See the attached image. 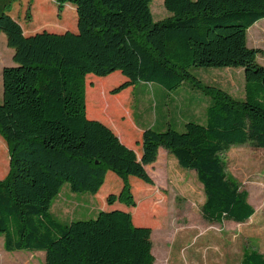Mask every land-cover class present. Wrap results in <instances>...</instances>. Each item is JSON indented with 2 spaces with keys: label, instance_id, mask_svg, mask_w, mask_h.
Segmentation results:
<instances>
[{
  "label": "trees",
  "instance_id": "1",
  "mask_svg": "<svg viewBox=\"0 0 264 264\" xmlns=\"http://www.w3.org/2000/svg\"><path fill=\"white\" fill-rule=\"evenodd\" d=\"M22 0H0V33L14 49L4 66L0 134L9 149V170L0 179V235L6 251H44L45 264H154L152 228L125 207L100 210L95 218L61 222L51 214L65 182L73 192L97 194L107 173L123 181L106 197L136 206L130 177L155 184L146 165L164 147L203 184V216L209 222H246L254 213L249 192L228 172L225 154L233 146L264 148V49L248 45V30L264 18V0H164L170 15L155 21L152 0H56L77 11V30L26 34L12 15ZM32 2V0H30ZM198 67H242L245 94L204 82ZM115 71L127 80L116 94L138 82L174 91L190 82L212 100L203 124L185 130L150 127L142 155L114 130L87 114L89 75ZM105 79V78H104ZM90 112L101 98L90 91ZM90 113V114H91ZM0 145V177L6 164ZM240 264H264V254L246 251Z\"/></svg>",
  "mask_w": 264,
  "mask_h": 264
},
{
  "label": "rangeland",
  "instance_id": "2",
  "mask_svg": "<svg viewBox=\"0 0 264 264\" xmlns=\"http://www.w3.org/2000/svg\"><path fill=\"white\" fill-rule=\"evenodd\" d=\"M151 9L155 21L170 15L164 0H152ZM12 15L21 22L26 34L44 29L57 32L77 30L76 7L70 3L66 4L59 15L56 0H22L15 4ZM248 45L264 49V18L249 28ZM13 54L14 49L7 45L6 35L1 32L0 103L3 101L2 69L15 64ZM257 59L264 65V54H259ZM192 72L205 82L229 91L236 98L244 97L245 73L242 67H198ZM107 77L89 75L87 84L91 90L109 85L115 87L124 78L120 71ZM196 92L201 94L190 82L174 91H168L156 83L151 85L138 82L131 100L133 117L137 123H151L157 130L165 129L162 128L163 124L168 125L170 121L173 128L182 132L186 122L173 110L174 101H177V96H188ZM125 93L122 94L124 97L127 96ZM109 95L113 99L116 96L111 92ZM113 99L107 98L113 105L112 109H121ZM90 113L88 102L87 114ZM0 145L4 146L6 158L4 173L0 177L2 179L9 170L10 156L8 145L1 134ZM225 159L228 172L249 192L248 199L255 208L254 215L243 223L227 219L221 223L206 220L202 212L205 193L196 170L182 168L176 157L168 151L161 153V169L160 166L153 169L149 166L156 184L151 185L138 177H130L136 206H128L119 201L112 205L106 202V197L110 193L118 194L123 185L122 179L109 171L97 194L89 191L73 192L69 182H65L54 198L50 211L57 220L70 222L95 218L100 210H110L122 204L132 213L133 221L135 215H142L144 221L140 224L134 221L136 225L152 228L153 253L156 257L154 264H240L246 251L255 249L264 254V148L251 144L233 146L225 154ZM141 183L149 188H143ZM3 241L4 237L0 235V264H45L44 251L9 252L4 249Z\"/></svg>",
  "mask_w": 264,
  "mask_h": 264
},
{
  "label": "crops",
  "instance_id": "3",
  "mask_svg": "<svg viewBox=\"0 0 264 264\" xmlns=\"http://www.w3.org/2000/svg\"><path fill=\"white\" fill-rule=\"evenodd\" d=\"M105 78H108V77L106 76ZM120 80H122L123 82L127 80V78L124 76V78H121ZM202 80L205 82L204 79ZM87 83H88V80H87ZM145 84H148V83H145ZM90 85H93V84L90 83ZM112 88L114 87H111V85H109L108 87L103 86L102 89L91 90L89 87V84H87V87H86L87 109H88V97H89L90 91H94L95 94L101 98V105L100 107L97 106L98 111L96 115H93V113H91L88 115V117L91 119L100 120L101 122L111 127L114 130V132L119 136L121 141L125 143L128 147L133 148L136 151L138 157L141 158L142 135L146 129L150 127H154V126L151 123H140L139 124L135 121L133 117V111H131V100L133 99L132 96L136 90V84L130 85L127 88L120 91L119 93H116L115 94L116 96L114 97V99L111 98L109 95L110 93L109 89L111 90ZM160 91L161 92L163 91V93H166L164 90H160ZM124 92H126L125 94H127L126 97L122 95ZM203 95L202 93L200 94L199 92H196L195 94H191L188 96H177L178 98H177V101H174L173 110H175V112L178 113V115L183 117L185 122L189 120H195V121L205 120V122L199 121L205 124L207 120V109L212 104V100L211 98L205 97V95L204 96ZM185 97L186 98L188 97V99H185ZM107 98L111 100L112 99L115 100L121 106V109L120 108L112 109L113 105L111 104V102L109 103L107 101ZM169 125H172L170 121L168 122V125L163 124L162 128H167V126ZM167 151L168 150L165 149L164 147H160L157 160L152 164L146 165V168L151 176H152V173L149 170V166H151L152 169L160 166V169H161L162 167L161 166L162 165L161 153L162 152L167 153ZM141 185L145 189L149 188V186L144 183H141Z\"/></svg>",
  "mask_w": 264,
  "mask_h": 264
}]
</instances>
